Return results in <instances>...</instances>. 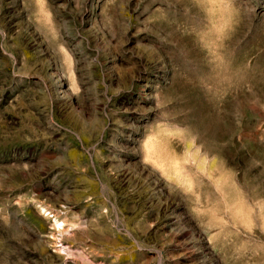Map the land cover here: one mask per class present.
Segmentation results:
<instances>
[{
    "label": "rangeland",
    "instance_id": "1",
    "mask_svg": "<svg viewBox=\"0 0 264 264\" xmlns=\"http://www.w3.org/2000/svg\"><path fill=\"white\" fill-rule=\"evenodd\" d=\"M0 264H264V0H0Z\"/></svg>",
    "mask_w": 264,
    "mask_h": 264
}]
</instances>
